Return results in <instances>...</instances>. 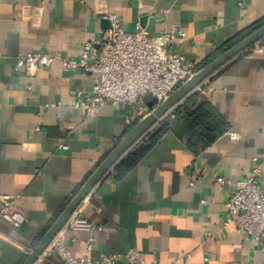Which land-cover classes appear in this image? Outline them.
<instances>
[{"label": "crops", "instance_id": "crops-1", "mask_svg": "<svg viewBox=\"0 0 264 264\" xmlns=\"http://www.w3.org/2000/svg\"><path fill=\"white\" fill-rule=\"evenodd\" d=\"M109 13L132 32L141 26L155 35L178 26L185 65L198 68L264 20V0H0V200L11 196L27 218L18 228L0 219V264H22L139 119L130 116L150 111L146 100L107 102L86 117L72 90H91L90 73L66 70L61 62L15 70L18 55L31 51L78 58L87 41L111 28ZM257 43L261 52L248 49L193 92L197 103L209 101L224 117L225 133L196 154L182 135L169 132L125 175L113 169L75 212L99 227L63 230L73 255L135 248L159 264H264L258 244L225 223L226 201L239 180L259 167L256 178L264 186V39Z\"/></svg>", "mask_w": 264, "mask_h": 264}, {"label": "built area", "instance_id": "built-area-1", "mask_svg": "<svg viewBox=\"0 0 264 264\" xmlns=\"http://www.w3.org/2000/svg\"><path fill=\"white\" fill-rule=\"evenodd\" d=\"M107 17L111 28L99 38L87 41L78 58L65 57L58 51H31L18 55L15 70L46 69L61 62L66 70L81 69L90 73L93 76L91 90H72L74 106L86 117L95 116L107 102L130 106L144 102L148 96L161 102L197 70L194 64L185 65V56L178 49L183 40L178 26L151 35L141 26L134 32L126 30L115 13H109ZM249 49L262 51L258 43ZM147 113L140 108L129 121ZM229 135L237 137L232 132ZM61 147L69 148L67 144H61ZM258 172L259 167H256L251 175L237 182L226 201L228 216L225 223L236 224L239 231L257 243L264 253V186L256 178ZM218 181L224 182L223 178ZM194 184L195 181H191V185ZM0 219L18 228L27 218L11 201V196L5 195L0 200ZM98 227L97 222L74 213L34 264H159L156 260L147 262L135 248L101 257L73 255L66 246L63 230L91 232ZM85 243L87 251L91 252L93 237ZM186 257L190 258V254ZM175 264H180V259H176Z\"/></svg>", "mask_w": 264, "mask_h": 264}, {"label": "water", "instance_id": "water-1", "mask_svg": "<svg viewBox=\"0 0 264 264\" xmlns=\"http://www.w3.org/2000/svg\"><path fill=\"white\" fill-rule=\"evenodd\" d=\"M264 39V24L245 36L217 58L194 71L181 85L172 91L164 100L148 96L146 103L150 111L138 119L124 138L115 146L108 156L99 164L87 181L70 199L65 208L58 214L52 224L44 232L22 264H34L39 256L51 245L54 238L65 227L82 202L94 188L106 178L121 159L163 118L190 96L205 80L227 66L232 60L245 53L254 44Z\"/></svg>", "mask_w": 264, "mask_h": 264}, {"label": "trees", "instance_id": "trees-1", "mask_svg": "<svg viewBox=\"0 0 264 264\" xmlns=\"http://www.w3.org/2000/svg\"><path fill=\"white\" fill-rule=\"evenodd\" d=\"M263 24L264 20L247 29L243 34L216 51L198 68L217 58ZM196 96L197 93H193L183 100V102L172 111L168 118L163 120L159 127L144 136V144L142 146L134 147L121 159L114 168L118 177L125 175L136 166L149 148L157 143L166 133L176 132L182 135L186 141L187 147L196 154L204 151L214 143L218 137L225 133L227 125L224 117L209 101L203 100L197 103Z\"/></svg>", "mask_w": 264, "mask_h": 264}]
</instances>
